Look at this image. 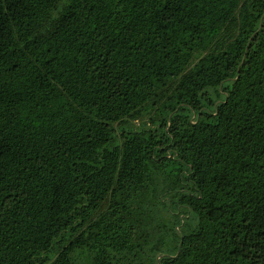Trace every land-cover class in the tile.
I'll use <instances>...</instances> for the list:
<instances>
[{"label":"trees","instance_id":"trees-1","mask_svg":"<svg viewBox=\"0 0 264 264\" xmlns=\"http://www.w3.org/2000/svg\"><path fill=\"white\" fill-rule=\"evenodd\" d=\"M0 264H264V0H0Z\"/></svg>","mask_w":264,"mask_h":264}]
</instances>
